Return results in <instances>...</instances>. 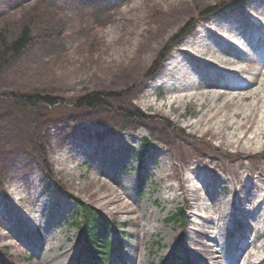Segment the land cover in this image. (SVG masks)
Listing matches in <instances>:
<instances>
[{"label":"rangeland","instance_id":"1","mask_svg":"<svg viewBox=\"0 0 264 264\" xmlns=\"http://www.w3.org/2000/svg\"><path fill=\"white\" fill-rule=\"evenodd\" d=\"M39 1L0 0V30L17 35L25 23H31L34 30L33 42L23 56L0 75V183L5 189L0 192V255L3 256L6 247L13 260L10 264H80L84 246L75 225L77 208L71 194L106 215L115 249L110 264H135L136 259L137 264H162L176 256L194 264L186 251L190 238L185 233L187 228L191 231L197 225H202L201 230L209 233L210 238L218 237L226 262H235L236 248L243 245L239 235L245 234V222L250 220L256 229L264 230V204L263 209L255 212L253 220L244 212L264 193V154H254L255 150L234 154L232 148L227 147L214 151L211 142L206 143L208 148L198 149L201 144L196 140L200 137L198 128L185 125V120H193L191 111L187 119H174L169 113L155 114L154 110L144 107L140 97L141 92L153 84L154 103L164 102L165 86L160 81L155 82L157 76L148 79V73L171 49L158 74L163 73L174 51L187 39L197 36L199 27L208 20L228 18L230 12L204 18L207 8L228 0H67L62 7L55 4L48 8ZM255 1L249 0L234 13H241ZM193 23L194 27L183 37ZM247 34L249 38L254 36L249 28ZM179 38L182 40L177 42ZM216 48L221 53L226 50L222 43ZM226 51L233 58L237 55L234 51ZM253 54L264 58L262 41ZM241 65L246 70L256 71ZM92 74L94 78L89 80ZM206 77L216 83L225 79L219 76L216 80L209 72ZM82 79L86 81L79 83ZM227 79L233 81L231 77ZM11 91L60 98L61 104L47 109L53 116L67 118L68 135L60 130L61 126L38 127L36 124L34 127L31 124L32 119L38 122L40 113L46 114L45 107L17 119L9 109V102L3 100V95ZM89 91L113 96L107 98L109 107L139 112L142 123L128 119L126 128L121 127L120 122L105 126L98 117L91 122L84 120L74 128L69 122L77 116L75 102ZM224 115L219 119L223 120ZM179 128L189 136L182 135L185 133ZM79 130L90 134L98 144L120 133L125 135V146L116 152L89 146L88 156L70 152L68 156L77 154L79 157L64 155L61 162L56 161ZM237 134L243 136V131ZM251 135L248 133L249 137ZM144 138L153 140V148L145 156L142 169L137 160ZM210 138L209 135L206 140ZM261 142L264 145V139ZM213 143L218 144L219 140ZM210 152L215 155L214 161L223 167L216 170L221 179L215 180L216 186H212L215 183L210 174L195 186L202 187L201 195L205 189L214 190L211 195L218 200L217 214L225 218L218 219L215 214L211 222H206L193 216L190 211L194 205L189 209L179 196L177 177L170 182L178 196L174 201H166L165 197L173 198L174 194L160 190L159 176L163 175L164 165L170 164L177 168L178 177L189 175L184 161L189 165L202 155L208 161ZM42 153L47 156L46 161ZM164 154L172 156L171 160L163 161ZM44 163L58 185L45 176ZM239 177L246 189L253 188L248 201L241 202L222 190ZM95 178H101L107 186L122 185L121 214L114 213L115 206L103 199L108 191L103 181L95 182ZM140 179L145 184L142 195L138 191ZM239 195L242 197L243 193L236 196ZM230 199L235 201L234 206L229 204ZM131 208L136 209L135 214L128 212ZM181 208L187 209L188 217L182 223L168 221L173 214L181 215ZM234 215L236 220H233ZM262 240H257L256 244L259 246ZM207 243L213 244L212 241ZM66 252L75 256L71 263L64 259ZM258 255L262 257L264 252ZM5 263L0 258V264Z\"/></svg>","mask_w":264,"mask_h":264},{"label":"bare ground","instance_id":"2","mask_svg":"<svg viewBox=\"0 0 264 264\" xmlns=\"http://www.w3.org/2000/svg\"><path fill=\"white\" fill-rule=\"evenodd\" d=\"M263 5L264 0H256L248 4L239 14L233 11L225 19L228 21L225 24L215 19L208 20L206 24H203L202 28L197 31V36L187 39L181 48L174 51L169 67L165 66L163 73L157 76L155 82L160 81L166 89L164 102L154 103L151 91L155 88L153 84H150L140 94L144 101V107L154 110L155 114H172L175 116L174 119L176 117L187 119L186 117L191 111L193 120H185V125L191 129L198 128L200 137L196 140L201 141L205 147H207L206 143L211 142L215 148L214 151L227 147L228 149L232 148L231 151H234L232 152L234 154H246L251 150H255L254 154H264V145L261 142V139H264V58L253 54V50L258 48L261 41L264 46ZM234 22H237V25ZM247 27L253 32V38L248 37ZM218 43L225 45L226 50L234 51L237 54L234 56L235 58L227 54L226 50L221 53L220 49L216 48ZM241 64H245L248 68H254L256 71L246 70ZM208 72L216 80L219 76L225 77V79L219 83L209 81L206 77ZM228 77H231L233 81L228 80ZM91 78H94L93 74L88 77L89 80ZM85 81L82 79L79 83ZM221 101L223 103L219 104ZM247 108L249 112L246 113L245 109ZM223 114H225L224 119L220 120L219 118ZM241 119L242 121H240ZM180 130L185 133L182 129ZM239 131H243V136H238L237 132ZM248 133L252 135L249 137ZM182 135L189 136L186 133ZM209 135L211 138L206 140ZM124 139L125 135L116 133L114 137L98 144L90 138V134L79 130L77 136L68 143L56 161L61 162V157L64 155L70 158L79 157L77 154L68 156L70 152H79L80 155L88 156L91 152L89 146L94 145L102 151L107 149L108 152H116L125 146ZM215 139L219 140L218 144L213 143ZM213 154L208 155L210 158L208 161L203 155L189 165H186L187 162L184 161L190 172L189 175L178 177L177 168L174 164H170L164 165L163 175L159 176L160 190L163 193L174 194L173 198L165 197L166 201H174L178 196L175 193V186L170 182L177 177L179 196L189 209L191 205H194L190 211L193 216L206 222H211L215 218V214H217L215 206H217L218 200L211 195L214 190L205 189L204 194L201 195L199 190L202 187H196L195 183L205 181L210 174L212 183L221 179L216 170L223 167L214 161L215 155ZM171 158L170 155L161 156L163 161L171 160ZM202 171L206 174L203 175ZM101 180V178H95V182H101ZM105 183L102 182L108 193L103 199L107 201L108 205L115 206L114 213L121 214L122 201H124V197L120 193L122 185L119 187L107 186ZM212 186H216V183ZM222 190H227L241 202L248 201V197L253 195V188L246 189L245 185L241 183V177ZM238 193H243L242 197L236 196ZM234 203V200H229L230 205L234 206ZM263 204L264 193L258 202H253L250 208L245 209L244 212L250 214V218L253 220V215L257 210L263 209ZM182 209L187 214V209ZM128 212L135 214L136 209L131 208ZM152 216L153 214H151ZM217 218L224 219L225 216L217 214ZM135 219L138 220V216ZM236 219L237 217L234 215L233 220ZM245 223L247 225L245 234L239 235L243 245L239 244V247L236 248L235 262H226L220 240L218 237L210 238L209 233L201 230L202 225H197L191 231L187 228L185 234L190 238V244L186 251L194 264H264V256L258 255L260 252H264V230L256 229L250 220ZM260 239L263 240L258 246L256 241ZM207 241H212L213 244H208ZM64 259L71 263L75 256H70L69 252H66ZM137 261L136 259L135 264L138 263Z\"/></svg>","mask_w":264,"mask_h":264},{"label":"trees","instance_id":"3","mask_svg":"<svg viewBox=\"0 0 264 264\" xmlns=\"http://www.w3.org/2000/svg\"><path fill=\"white\" fill-rule=\"evenodd\" d=\"M246 1L248 0H228L222 5L207 8L205 14L208 15L217 11L226 12L234 7L243 6ZM39 2L44 8H48L55 4L62 7L67 0H40ZM186 33L188 32H185L184 35ZM33 39L34 30L31 23L23 24L17 35H10L9 31L6 29L0 30V75L13 62L23 56L27 48L32 44ZM164 58L165 55L155 62L154 68L147 75L148 78H151L159 71ZM3 96V100L9 102V109L17 119H22V117H25L28 112H32L36 109H43L45 107L46 114L40 113L37 119L38 122L36 123V119H32L31 124H33L34 127L36 124L38 127L61 125L65 131H69V128L65 123L66 117L61 118L60 115L53 116V113L47 109L54 108L61 104L62 100L60 98H56L49 94L18 91H11ZM110 97L113 96L98 91H89L80 96L75 102L77 116L74 121L70 122L71 125H77L76 123L82 121L83 117H87L88 119L100 117L105 123H110V121L115 123L120 122L123 126H126L128 119L135 121V123L143 121L142 115L139 112L132 113L130 111H124V109H112L109 107L110 104L107 102V98ZM150 144L151 142L145 139V143L142 146L143 154L147 151ZM44 155L45 154L42 153V158L46 161V155ZM47 166L48 165L44 163V171L51 176ZM140 191H142L141 186ZM72 198L78 208L77 221L75 223L80 231V239L84 242L85 246L84 260L87 261L85 264H109V257L112 253V242L109 238L110 228L106 222L105 215L96 207L81 201L79 198ZM169 219L180 220L177 219L175 215ZM2 254V257L4 258L3 260L10 263L11 258L8 249L5 248L2 251Z\"/></svg>","mask_w":264,"mask_h":264}]
</instances>
